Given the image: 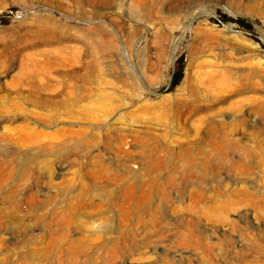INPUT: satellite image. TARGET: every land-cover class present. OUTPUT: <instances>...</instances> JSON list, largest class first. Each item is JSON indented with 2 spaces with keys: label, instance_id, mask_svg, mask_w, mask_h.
Wrapping results in <instances>:
<instances>
[{
  "label": "rangeland",
  "instance_id": "obj_1",
  "mask_svg": "<svg viewBox=\"0 0 264 264\" xmlns=\"http://www.w3.org/2000/svg\"><path fill=\"white\" fill-rule=\"evenodd\" d=\"M80 31H89L98 46L92 47L93 54L85 53L82 61L108 68L111 73L107 77L114 82L121 71L136 73L142 101L160 104L164 98H189L186 76L188 83L203 92L199 81L206 80L212 68L227 66L256 72L255 94L262 102L264 0H0V170L11 161L13 176L20 180V172L32 167L39 175L38 182L34 184L33 175L25 180L42 198L47 192L58 193L72 178V192L80 190L92 180L89 170L99 164L121 176L112 183L95 182L93 196L101 207L97 205L89 216L81 213L79 221L88 227L73 233H88L97 240L85 241L87 254L80 256L77 264H264V111L250 113L247 126L253 141L241 127L232 135L247 142L246 150L235 142L216 148L199 143L192 148L190 160L186 155L191 149L174 141L170 150L159 152L166 155L164 162L151 159L140 165L124 156L133 150L129 128L134 126L161 132V138L164 133L184 138L183 124L171 117L147 126L128 116L120 155L106 143V134L99 128L101 121L92 123L94 141L66 137L60 149L45 141L46 133L61 136L63 126H86L88 119L76 108L86 102L95 104L98 98L92 94L75 100L80 64L73 48ZM178 39L174 54L173 44ZM45 52L49 57L64 56L62 62L45 65L48 73L42 69ZM179 57L183 59V76L171 86ZM152 68H160L159 79H150ZM64 85L70 90L59 94ZM106 88L112 90L110 85ZM124 90L129 96L131 89ZM127 96L124 101L129 111L134 104ZM204 103L209 107L214 102L208 99ZM225 105L219 102L214 107ZM222 114L219 119L234 116L230 110ZM149 116L144 114L146 120ZM25 123L39 133L28 138L25 131H12ZM8 129L12 132L6 138ZM191 133H195L194 126ZM152 142L158 147L164 144L162 140ZM120 159L126 160L128 170L120 165ZM137 181L143 185L139 191L134 186ZM26 182H21V188L25 189ZM137 211L143 219L140 227L135 223ZM122 214L128 217L124 225ZM1 220L3 239L13 232L8 228L12 220L5 214ZM119 233L130 237L126 242L113 241ZM21 247L0 240V255L8 248Z\"/></svg>",
  "mask_w": 264,
  "mask_h": 264
},
{
  "label": "bare ground",
  "instance_id": "obj_2",
  "mask_svg": "<svg viewBox=\"0 0 264 264\" xmlns=\"http://www.w3.org/2000/svg\"><path fill=\"white\" fill-rule=\"evenodd\" d=\"M88 32L80 31L77 44L73 48V54L75 58H77V63L80 64L77 72L78 85L76 86L77 95L75 100L82 101L92 94H97L98 98L95 100V104L86 102L84 104H79L76 108L77 113L88 119L86 126L83 124L80 126H63V128L60 129L62 135L58 137L55 133L44 134L45 141H47L49 145L52 144L60 149L67 142L65 141L66 137H72L74 139L85 137L88 142L94 141L96 139V133L91 130L92 123L101 121L102 124L99 128L106 134V143L113 148L116 154L120 155L124 152L123 144L126 142V133L128 131V116H131L138 124H145L147 126H150V123L158 119L171 117L172 120H176L183 124L182 129L186 132L184 138H178L174 135L166 136L165 133L164 137L161 138V132L154 134L150 132V130H144L136 126L129 128L132 132L133 150L127 151L126 153L124 152V156H127L128 159L133 161H139L140 165L150 163L149 160L151 159L164 162V160H166V155L163 153L160 154L159 152L168 150V148L170 150L174 142L180 143L182 147L191 149V154L188 153L186 155L189 160L193 159L192 148L199 143L203 145L210 144L216 148V146H226L231 144V142H235L241 149L246 150L245 146L248 145L247 142L232 136L240 127L246 131L245 137L248 138L249 141L254 140L249 126H247V122L250 121L251 112H258L259 114L261 113L259 111H264V101L260 102L262 100H260L261 96L259 98L255 94L257 82L255 79L256 72L253 69L244 71L242 69H233L227 66L215 67L209 71L206 80L199 81V84L203 88V92L195 85L188 83V76H186L184 83L186 82L188 84L189 98L186 96L175 97L174 100H171V98H164L163 102L160 104L145 100L142 101L141 93H139L141 83L138 81L136 73L130 72L127 74L121 71L115 75L117 77V82H114L107 77V75L111 73L108 68L101 67L98 62L93 64L92 62L82 61L85 53L89 51L93 54L91 49H93L94 46L95 49L98 47L95 43L94 36ZM180 40L181 39L174 41V54ZM109 41L110 40H108V43ZM108 43L106 42V44ZM102 47H105V45ZM61 51L62 50H60V53ZM45 53L47 58L45 59V63L42 64L44 65L42 69L48 73L46 68L60 61L62 62L64 56L58 54L49 57V52ZM121 64L122 63H120V65ZM45 65H47V67ZM112 66L114 67L115 64L113 63ZM31 74L33 75V73ZM160 74V68H155L151 71L149 77L152 80H157L160 78ZM98 76L101 77L100 80L96 78ZM108 85H110L112 90L106 88ZM124 89H131L129 96L123 94V91H125ZM61 90L59 94L62 92L68 93L70 89L64 85ZM233 95H235V98L232 97ZM126 96L130 101H133L134 104L129 111L126 110L127 101H124ZM208 99L214 102L212 106L207 107V105H205L204 101ZM219 102H225L226 105L217 106L215 108L214 105L216 106ZM243 109H245V111L242 113L241 111ZM202 110H206V112L201 113ZM229 110L234 113L233 117L230 116L226 118L224 116L222 119L218 118L222 113ZM146 113L150 115L147 120L144 118V114ZM191 126H194L195 133H191ZM203 129L205 130V135L203 134ZM15 130L25 131V136L28 138L35 137V135L39 133V131L27 123L19 126L17 125L12 131ZM12 131L8 129L5 136ZM6 138H8V136ZM157 140H162L164 144L162 143L159 147L158 145H154L152 141ZM151 142L153 144H150ZM258 142L259 141H257V143ZM231 146H233V144ZM133 153L135 154L134 156H137L133 157L131 155ZM155 161H153L154 166L156 165ZM12 164L11 161L6 163L0 170V221H2L3 214L9 216L12 220V225L8 228H11L13 232L7 233L9 234V238L1 239V237L0 240L1 243H5L6 245L12 243L22 245V247L15 250L8 248L5 253L0 255V264H64L66 260L69 264H77L79 257L87 254L85 241L90 240L94 242L97 240L95 236H91L88 233L79 236H75L73 233L76 229L82 230L84 226L88 227L87 223L79 221L80 214L92 215L94 210H96L95 207L100 204L93 196L95 182L104 180L105 182L108 181L112 183L119 180L121 176L119 174H111L106 164H99V167L96 166L89 170V175L92 177V180L81 187L80 190L72 192L71 185L74 183L72 178L70 181L68 180V185L64 188L61 186L58 193H54L56 196L51 192H47L46 198H42L39 192L32 187L33 185L28 184L25 180L33 175L35 178L34 184L38 182L39 175L33 173L32 167L29 169L25 168L27 169L26 171L25 169L21 171L19 180L13 176L14 171ZM120 165L123 166L125 170H128L125 159H120ZM154 166L152 167L154 168ZM157 167H159V164ZM136 171L134 170L133 172L135 173ZM24 181L26 182L25 189L21 188V182ZM134 186L137 191H139L140 187L143 185L137 181ZM65 192L68 193L66 198L60 195L62 193L65 194ZM135 208L134 210H137V207ZM127 212L128 211H126V213ZM135 215L136 226L140 227L143 221L141 212L137 211ZM120 219L122 225H124L128 217L122 214ZM1 228L2 225L0 223V229ZM36 229H38V231H35ZM132 229L134 230L133 226ZM129 237L130 235L127 233H119L118 236L113 238V241L126 242Z\"/></svg>",
  "mask_w": 264,
  "mask_h": 264
},
{
  "label": "trees",
  "instance_id": "obj_3",
  "mask_svg": "<svg viewBox=\"0 0 264 264\" xmlns=\"http://www.w3.org/2000/svg\"><path fill=\"white\" fill-rule=\"evenodd\" d=\"M239 22H243V20H239ZM182 61H183L182 57H179L176 60V69L173 72L171 86L177 85L180 82V80H181V78L183 76V65H182Z\"/></svg>",
  "mask_w": 264,
  "mask_h": 264
}]
</instances>
